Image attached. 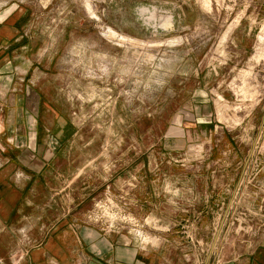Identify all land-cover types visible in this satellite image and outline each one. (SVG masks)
Returning a JSON list of instances; mask_svg holds the SVG:
<instances>
[{
  "label": "rangeland",
  "instance_id": "obj_1",
  "mask_svg": "<svg viewBox=\"0 0 264 264\" xmlns=\"http://www.w3.org/2000/svg\"><path fill=\"white\" fill-rule=\"evenodd\" d=\"M0 27V101L58 100L39 140L71 161L78 221L164 264L264 245V0H0Z\"/></svg>",
  "mask_w": 264,
  "mask_h": 264
},
{
  "label": "crops",
  "instance_id": "obj_2",
  "mask_svg": "<svg viewBox=\"0 0 264 264\" xmlns=\"http://www.w3.org/2000/svg\"><path fill=\"white\" fill-rule=\"evenodd\" d=\"M3 29L0 27V72L11 69L14 60L12 51L5 54L12 43ZM36 95V100L35 95L25 93L0 101V134L19 133V129L26 133L25 142L15 143L12 136L6 137L12 141L5 147L0 145V264H164L159 251L142 247L119 230L78 221V202L70 200V192L61 185L70 181V174H62L60 166H70L71 161L59 157L58 141L50 146L39 140L40 129L49 130L38 119L46 110L45 100L52 104L58 100ZM21 103H25L26 116ZM60 124L58 121L52 129L58 138ZM49 151L52 153L46 157ZM216 264H264V245Z\"/></svg>",
  "mask_w": 264,
  "mask_h": 264
}]
</instances>
